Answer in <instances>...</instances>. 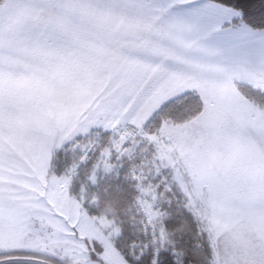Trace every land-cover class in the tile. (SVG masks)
Segmentation results:
<instances>
[{"label":"snow or ice","instance_id":"6c2138e0","mask_svg":"<svg viewBox=\"0 0 264 264\" xmlns=\"http://www.w3.org/2000/svg\"><path fill=\"white\" fill-rule=\"evenodd\" d=\"M198 47L148 0H0V264H129L170 243L173 202L210 264H264V59Z\"/></svg>","mask_w":264,"mask_h":264},{"label":"trees","instance_id":"16d2710c","mask_svg":"<svg viewBox=\"0 0 264 264\" xmlns=\"http://www.w3.org/2000/svg\"><path fill=\"white\" fill-rule=\"evenodd\" d=\"M222 6L234 9L239 13V17L224 25L225 28H249L254 31H264V0H210ZM259 98V96L257 97ZM60 160H64V154H58ZM126 164L119 170V174L108 176L103 179L102 187L108 188V194L105 200L112 202L118 209L125 208L131 203L134 190L130 188L129 183L124 179V173L127 171ZM55 174L62 172V166L58 165ZM165 209L169 216L165 220V225L170 233V243L163 247L149 245L139 254L137 249L136 258L127 255L129 264H210L212 258V247L207 234L199 233L196 221L190 216L186 209L178 202H173ZM95 213L96 209H89ZM124 236L126 245L132 242H146L148 237L133 226L127 216H123ZM186 222V223H185ZM184 224L183 227L181 225ZM125 251H128L126 247ZM24 258V254H17Z\"/></svg>","mask_w":264,"mask_h":264},{"label":"crops","instance_id":"0c3cea01","mask_svg":"<svg viewBox=\"0 0 264 264\" xmlns=\"http://www.w3.org/2000/svg\"><path fill=\"white\" fill-rule=\"evenodd\" d=\"M164 22H175L185 41L196 42L198 55L225 67L264 59V31L225 28L239 17L234 9L210 0H148Z\"/></svg>","mask_w":264,"mask_h":264},{"label":"clouds","instance_id":"9594fccd","mask_svg":"<svg viewBox=\"0 0 264 264\" xmlns=\"http://www.w3.org/2000/svg\"><path fill=\"white\" fill-rule=\"evenodd\" d=\"M257 147H259V148H264V145H258ZM219 151H220L221 153H223V152H224V149L221 148Z\"/></svg>","mask_w":264,"mask_h":264},{"label":"rangeland","instance_id":"374dc122","mask_svg":"<svg viewBox=\"0 0 264 264\" xmlns=\"http://www.w3.org/2000/svg\"><path fill=\"white\" fill-rule=\"evenodd\" d=\"M126 164H127V163H126ZM126 164H125V165H126ZM127 165H128V164H127ZM115 175H116V174H113V175H110V176H115Z\"/></svg>","mask_w":264,"mask_h":264}]
</instances>
